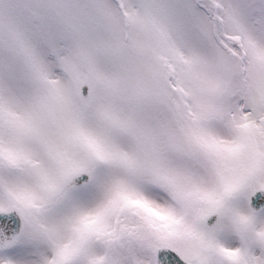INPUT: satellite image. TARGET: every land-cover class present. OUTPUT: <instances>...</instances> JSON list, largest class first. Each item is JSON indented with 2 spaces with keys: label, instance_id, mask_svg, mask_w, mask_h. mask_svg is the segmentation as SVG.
<instances>
[{
  "label": "snow or ice",
  "instance_id": "1",
  "mask_svg": "<svg viewBox=\"0 0 264 264\" xmlns=\"http://www.w3.org/2000/svg\"><path fill=\"white\" fill-rule=\"evenodd\" d=\"M0 264H264V0H0Z\"/></svg>",
  "mask_w": 264,
  "mask_h": 264
}]
</instances>
